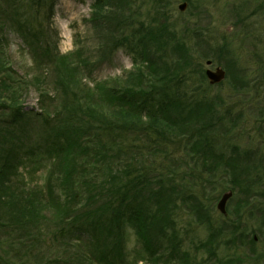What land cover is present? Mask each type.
<instances>
[{
  "label": "trees",
  "instance_id": "16d2710c",
  "mask_svg": "<svg viewBox=\"0 0 264 264\" xmlns=\"http://www.w3.org/2000/svg\"><path fill=\"white\" fill-rule=\"evenodd\" d=\"M137 2L93 0L96 29L112 32L110 48H124L133 61L125 80L106 81L94 78L81 51L61 53L57 0H0V210L9 226L25 232L22 240L33 242L31 256L43 238L36 249L51 253L45 264H248L245 253L256 241L238 228L259 179L257 165L253 153L220 144L241 111L233 114L208 92L195 47L205 39L200 24L172 21L168 0H155V15L146 21ZM250 5L264 15V0ZM246 8L247 2L232 11L237 25ZM13 36L22 42L19 52L34 81L12 65ZM50 76L52 93L36 86L41 111H26L28 91ZM263 80L264 74L259 90ZM43 99L60 109L48 111ZM37 119L49 132L43 150L53 154V168L45 187L15 193L11 177L32 155L28 140ZM218 168L229 173L234 194L221 221L204 200ZM182 206L209 231L195 254L184 248L176 226ZM7 222L0 218V226ZM226 235L229 254L220 260L219 241ZM131 236L141 244L138 254L129 246ZM239 244L248 251L233 253ZM198 253L206 256L197 260Z\"/></svg>",
  "mask_w": 264,
  "mask_h": 264
},
{
  "label": "rangeland",
  "instance_id": "374dc122",
  "mask_svg": "<svg viewBox=\"0 0 264 264\" xmlns=\"http://www.w3.org/2000/svg\"><path fill=\"white\" fill-rule=\"evenodd\" d=\"M168 2L169 16L172 21L182 24L184 20H187L192 24H200L199 28H202L200 34L205 35V39L201 42L197 39V44H195L199 57L204 63L202 71L205 73L207 68L215 69L216 67H221L226 71V78L219 84H211L208 79L206 80L210 95L220 96L225 100L228 106L233 109V114L241 111L240 116L236 117L235 125L230 129V133L227 136L223 135L220 144L230 151L237 148L242 153H253L251 158L257 165L254 174L258 175L259 179L253 188V194L250 195L249 208L248 210L246 208L244 212L238 231L256 238V243L251 250L249 247L250 252L244 244L237 246L238 252L235 250L232 252L241 254L246 250L248 252L245 253V257L248 264H264V109L261 108L264 101V85L260 90L257 86L261 82L258 81V78L264 74V15L256 14V10L250 5L251 0H196L195 5L191 7L185 0H168ZM184 2L187 3V7L185 10H180L179 5ZM246 2L248 8L242 14L245 17L244 23L237 25L236 17L232 11ZM92 3L93 0H57L54 26L59 31L60 51L64 54L81 51L80 56L88 59L94 66L93 75L97 80L112 81L119 77H123L125 80L126 72L133 69L132 58L124 48H110L111 39L114 37L112 32L102 34L96 29L91 15ZM137 3L140 4L137 6L140 8L139 15L142 19L149 21L151 15H155V0H138ZM204 40L208 44H205ZM19 46L22 47L21 40L14 36L11 37L12 65L23 75L30 72L31 77L28 78L34 81L35 74L29 68L31 64L19 52ZM207 60H211L212 64L207 65ZM51 82L54 81L50 76L46 82L31 87L23 99L26 111H41L39 92L36 86L45 92L52 93L54 90H52ZM262 84H264V80ZM63 95L65 94L63 93ZM43 100V105L48 111L60 109L58 103L49 106V100ZM59 100L60 95L58 94L57 102ZM37 120L34 121L31 138L28 140L32 155H30V159H24V164H19L11 177V188L15 193H18L22 188L28 191L45 187L48 175L53 168V154L51 156V153H46V150H43L48 143L49 132L45 130L43 123ZM223 169L218 168L213 174V182L207 184L208 193L204 198L213 207L212 215L219 221L223 220V214L217 204L223 193L232 191L230 175ZM236 197L238 199L240 194L235 193V199ZM233 203L236 204V202ZM228 206L229 202H227L226 210ZM40 213L48 214L42 210ZM6 215L0 210V218L7 222L9 220L5 217ZM176 226L179 234L185 237L184 248L193 251L194 254V246L200 241L206 240L209 234L207 226L195 222L192 214L183 206L178 211ZM23 234L25 232L23 233L20 227L15 226L13 229V226H9L8 222L4 226H0V263L18 264L29 261L35 264H45L51 253L46 247L43 249V246L36 249L37 244L39 246L43 243V238H37L38 242L35 243V251L31 256L28 251L33 242H28V238H26L27 241L22 240ZM227 237L226 235L219 241L218 257L220 260H224L229 254L224 246ZM129 246L135 254L141 251V244L135 236L130 237ZM44 250L48 253L43 254ZM42 256L44 258L38 262ZM205 256V253H198L197 260H201Z\"/></svg>",
  "mask_w": 264,
  "mask_h": 264
},
{
  "label": "water",
  "instance_id": "95a60500",
  "mask_svg": "<svg viewBox=\"0 0 264 264\" xmlns=\"http://www.w3.org/2000/svg\"><path fill=\"white\" fill-rule=\"evenodd\" d=\"M186 7H187L186 2L181 3L179 5L180 10H185ZM206 64L211 65L212 61L207 60ZM205 76L207 77V79L210 81L211 84H219L226 78V71L221 67H216L215 69L207 68L205 70ZM232 195H233L232 191L223 193L222 197L220 198L217 204L218 209L223 215L227 213V210H226L227 202L231 198Z\"/></svg>",
  "mask_w": 264,
  "mask_h": 264
}]
</instances>
